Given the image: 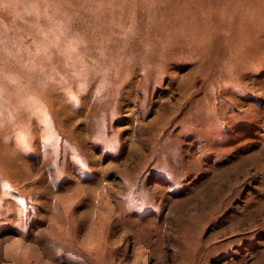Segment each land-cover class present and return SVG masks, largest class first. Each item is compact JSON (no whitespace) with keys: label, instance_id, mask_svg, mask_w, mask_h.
Segmentation results:
<instances>
[{"label":"rangeland","instance_id":"rangeland-1","mask_svg":"<svg viewBox=\"0 0 264 264\" xmlns=\"http://www.w3.org/2000/svg\"><path fill=\"white\" fill-rule=\"evenodd\" d=\"M61 12L89 42L131 34L103 101L51 85L0 132V264H264V0Z\"/></svg>","mask_w":264,"mask_h":264},{"label":"clouds","instance_id":"clouds-1","mask_svg":"<svg viewBox=\"0 0 264 264\" xmlns=\"http://www.w3.org/2000/svg\"><path fill=\"white\" fill-rule=\"evenodd\" d=\"M63 0H0V132L13 125L21 110L43 103L38 94L51 85L86 84L96 81V98H106L115 87L119 64L131 28L121 29L119 37L125 41L112 49V36L104 35L87 41L65 22L61 12ZM17 24L23 25L45 41L43 47L21 49L13 36ZM6 62H14L19 72L9 71ZM55 250L63 249L55 245Z\"/></svg>","mask_w":264,"mask_h":264}]
</instances>
